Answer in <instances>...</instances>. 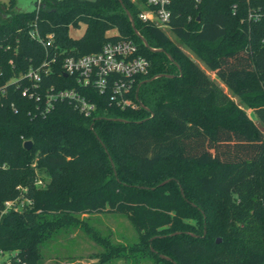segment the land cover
Here are the masks:
<instances>
[{
    "label": "trees",
    "instance_id": "1",
    "mask_svg": "<svg viewBox=\"0 0 264 264\" xmlns=\"http://www.w3.org/2000/svg\"><path fill=\"white\" fill-rule=\"evenodd\" d=\"M120 1L137 33L161 51L141 44L117 0H39L37 11L0 2V203L18 195L16 187L32 200L0 218V250L15 253L10 264H37L52 232L71 225L87 232L79 215L114 212L134 227L136 241L113 244L92 232L104 245L101 262L264 264V22L245 15L264 0H171L176 43L137 18L146 0ZM34 18L39 35L54 37L57 60L131 39L149 66L136 77L130 105L108 104L107 94L80 88L56 66L42 84L77 89L96 110L87 118L59 101L40 115L9 81L45 57L26 34ZM80 24L82 33L70 37ZM161 74L169 76L147 80ZM36 169L47 177L43 186L35 185Z\"/></svg>",
    "mask_w": 264,
    "mask_h": 264
},
{
    "label": "built area",
    "instance_id": "2",
    "mask_svg": "<svg viewBox=\"0 0 264 264\" xmlns=\"http://www.w3.org/2000/svg\"><path fill=\"white\" fill-rule=\"evenodd\" d=\"M191 1L196 5L200 0ZM170 2L171 0H146L138 11L137 18L142 23L170 33ZM39 5V0H35L33 8L37 11ZM245 15L247 21L263 23L264 7L258 4L248 5ZM26 34L42 46L45 57L35 66L28 65L22 73L9 81L16 88L19 87L21 97L32 99L36 103L35 107L40 115L48 113L53 109V104L59 101H65L87 118L92 117L96 110L94 102L77 89H55L52 85L45 87L42 84L46 77L54 73L52 68L56 66L64 77L71 78L80 88H90L99 94H107L108 104L113 103L120 108L130 105L128 94L134 88L136 77L144 76L148 72V60L138 54L135 43L128 38L109 40L91 54L66 55L57 60L54 37L51 33L39 35L35 18ZM38 183L41 181L37 180L35 185ZM16 188L20 191L18 195L0 203V218L10 211L22 212L24 208L31 206L32 200L26 197L25 190ZM14 254L0 250V264H10V258Z\"/></svg>",
    "mask_w": 264,
    "mask_h": 264
},
{
    "label": "rangeland",
    "instance_id": "3",
    "mask_svg": "<svg viewBox=\"0 0 264 264\" xmlns=\"http://www.w3.org/2000/svg\"><path fill=\"white\" fill-rule=\"evenodd\" d=\"M6 1L0 0L1 3ZM33 1L16 0V4L20 9L30 10L34 6ZM83 29L84 25L80 24L78 28H69L68 34L70 37L76 38L82 33ZM165 34L176 43L175 37L172 34L169 32H165ZM180 49L195 64L205 68L186 47L180 46ZM205 70L207 71V76L211 78L209 70L207 68ZM222 90L233 102L243 107V104L234 95L227 92L224 88ZM161 167L163 166L161 165L159 168ZM35 173L38 176V180L41 179V183H38L36 186H43L47 177L39 173L37 169ZM180 192L182 193V189ZM79 219L85 220L90 230L88 229L89 231L86 232L80 225H71L52 232L39 244L40 257L37 264H153L151 259H135V256L128 258L126 262L122 258H113L105 262L99 260L98 255L104 250V245L99 240H94V236H91L92 232L107 238L113 244H131L136 241V231L123 215L114 212H100L88 216L81 214L79 215Z\"/></svg>",
    "mask_w": 264,
    "mask_h": 264
},
{
    "label": "water",
    "instance_id": "4",
    "mask_svg": "<svg viewBox=\"0 0 264 264\" xmlns=\"http://www.w3.org/2000/svg\"><path fill=\"white\" fill-rule=\"evenodd\" d=\"M117 1L120 3V5H121V7H122V9H123V12H124V14L126 15V18H128V20H129L130 27H131V30H132L133 34L136 35V37L140 40L141 44H142L144 47H146L147 49H149V50H152V51H161L160 49H152V48H150V47L148 46L146 40H145L141 35H139V34L137 33V31L135 30L134 22H133V18H131V16H130V14L128 13V11H127L126 9H124L122 2H121L120 0H117ZM166 56L168 57V59H169L170 61H172L171 57H170L168 54H166ZM162 75H163V76H166V77L169 76V75L161 74V75L153 76V77H151L150 79H147V80H151V79H153V78L161 77ZM137 90H138V87L136 88V91H137ZM135 101L137 102V104H139L140 107H143L142 104H140V103L137 101L136 97H135ZM143 108H144V107H143ZM31 145H32V142L29 141V140H25V141L23 142V147H24V149H29V148L31 147ZM166 181H167V180H164L163 182L159 183V185H163ZM180 191H181V189H180ZM215 240H216L215 242L218 243L219 239H215ZM150 249H151V248H150ZM159 258H162V259H165V260H166V259L169 260L168 257H164V256H162V255H159Z\"/></svg>",
    "mask_w": 264,
    "mask_h": 264
},
{
    "label": "crops",
    "instance_id": "5",
    "mask_svg": "<svg viewBox=\"0 0 264 264\" xmlns=\"http://www.w3.org/2000/svg\"><path fill=\"white\" fill-rule=\"evenodd\" d=\"M199 68H201L206 74H207V71L205 70V68H202V67H200V66H198ZM210 72V71H209ZM211 73V72H210ZM209 77V76H208ZM210 78V77H209ZM212 81H214L217 85H219V87L222 89V88H224L226 91H227V88L220 82V81H218V79H217V77L213 74V73H211V78H210ZM223 91V90H222ZM228 92V91H227ZM245 113H246V115L248 116V118H251L253 121L254 120H256L255 118H254V115H253V113H252V111L249 109V110H247V109H245Z\"/></svg>",
    "mask_w": 264,
    "mask_h": 264
}]
</instances>
